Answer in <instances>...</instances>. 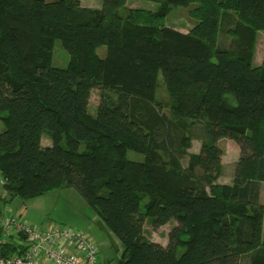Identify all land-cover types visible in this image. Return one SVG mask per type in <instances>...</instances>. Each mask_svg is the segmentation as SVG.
<instances>
[{
    "label": "trees",
    "instance_id": "trees-1",
    "mask_svg": "<svg viewBox=\"0 0 264 264\" xmlns=\"http://www.w3.org/2000/svg\"><path fill=\"white\" fill-rule=\"evenodd\" d=\"M127 1L0 0V204L72 186L118 239L116 264H238L246 254L264 264V55L253 62L264 0ZM193 3L187 32L165 24L172 6ZM55 40L66 67L51 64ZM199 122V151L182 167ZM224 137L240 151L230 183L216 180ZM145 219L176 222L165 245L144 236Z\"/></svg>",
    "mask_w": 264,
    "mask_h": 264
},
{
    "label": "rangeland",
    "instance_id": "rangeland-1",
    "mask_svg": "<svg viewBox=\"0 0 264 264\" xmlns=\"http://www.w3.org/2000/svg\"><path fill=\"white\" fill-rule=\"evenodd\" d=\"M50 1V0H48ZM82 5L89 7L99 8L101 6V0H79ZM128 7H138L144 9H155L157 3L148 0H129L126 4ZM195 4H189L188 6L175 5L172 6L165 18V24L171 27L179 28L183 32H187L195 23V19L192 18L188 11L194 7ZM232 14V13H231ZM224 14L220 21L219 30L217 34L218 45L227 46L230 43V37L226 33V29L233 25L235 20L234 14ZM97 52L103 55L105 52V46L97 48ZM264 55V31H259L255 43V49L253 54V62L259 64ZM68 63V54L62 47L59 40L54 41L53 45V56L51 64L58 67H66ZM156 98L162 104L168 99V94L163 83L162 76L158 77V86L156 89ZM100 99V89L93 88L89 99V111L94 113L96 106ZM163 111L168 113V108L163 107ZM4 129L2 122L0 121V131ZM190 132L191 140L190 145L187 147H181L180 163L182 167H185L188 162V154L197 151L200 147V142L204 135L203 122H199L193 126L188 127ZM50 140L46 135L42 136V143L48 144ZM222 147L223 154L221 157L222 168L220 174L216 180L230 182L237 158L239 157L240 151L238 145L229 138H221L218 141ZM133 156L132 153H129ZM199 172V170H197ZM264 189V188H263ZM262 201H264V192L262 195ZM10 206L15 212L21 213L23 217L28 219L31 223L46 227L51 224H64L71 227L87 230L94 237L98 247V262L99 264H116L120 256V243L115 237L114 240L118 246V251L113 248L108 235L100 230L95 222L97 215L94 210L87 204L80 193L72 186L53 189L44 192L38 196L32 198H21L16 197L10 202ZM264 223V220H263ZM176 224L174 220L154 228L149 219H145L143 223V234L144 236L152 241L159 242L165 245L168 241V232ZM264 237V230H263ZM249 259L248 254L240 257L238 264H247Z\"/></svg>",
    "mask_w": 264,
    "mask_h": 264
},
{
    "label": "built area",
    "instance_id": "built-area-1",
    "mask_svg": "<svg viewBox=\"0 0 264 264\" xmlns=\"http://www.w3.org/2000/svg\"><path fill=\"white\" fill-rule=\"evenodd\" d=\"M97 256L89 231L64 224L38 226L9 203L0 204V264H99Z\"/></svg>",
    "mask_w": 264,
    "mask_h": 264
},
{
    "label": "water",
    "instance_id": "water-1",
    "mask_svg": "<svg viewBox=\"0 0 264 264\" xmlns=\"http://www.w3.org/2000/svg\"><path fill=\"white\" fill-rule=\"evenodd\" d=\"M95 224H96V226H97L100 230H102L103 232H105V233L108 235V237H109V239H110V242H111V244L113 245V248H114L115 250H118V246H117V244H116V242H115L113 236L111 235L110 231L106 228V226L104 225V223H103L100 219H97L96 222H95Z\"/></svg>",
    "mask_w": 264,
    "mask_h": 264
},
{
    "label": "crops",
    "instance_id": "crops-1",
    "mask_svg": "<svg viewBox=\"0 0 264 264\" xmlns=\"http://www.w3.org/2000/svg\"><path fill=\"white\" fill-rule=\"evenodd\" d=\"M178 30H180L181 31V29H179L178 28ZM200 148V147H199ZM199 148H198V150L197 151H194L193 153H196V152H198L199 151ZM238 159V158H237ZM221 163H222V161H221ZM232 180V179H231ZM217 182H219V183H227V182H224V181H219V180H217ZM231 182V181H230ZM230 182H228V183H230ZM264 182H260L259 183V201L262 203V204H264V201H262V195H263V192H264ZM3 197V191H2V189L0 188V198H2ZM1 200V199H0ZM1 202V201H0ZM10 204V203H9ZM263 220H264V218H263ZM263 230H264V223H263ZM106 264V263H105Z\"/></svg>",
    "mask_w": 264,
    "mask_h": 264
}]
</instances>
